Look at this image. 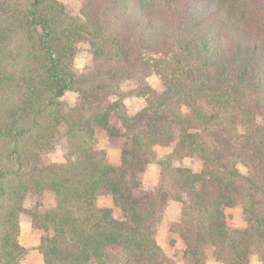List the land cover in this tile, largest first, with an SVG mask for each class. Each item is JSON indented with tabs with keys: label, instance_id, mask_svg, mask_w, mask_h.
Segmentation results:
<instances>
[{
	"label": "trees",
	"instance_id": "obj_1",
	"mask_svg": "<svg viewBox=\"0 0 264 264\" xmlns=\"http://www.w3.org/2000/svg\"><path fill=\"white\" fill-rule=\"evenodd\" d=\"M80 15L59 0H0V264H26L25 220L42 234L43 264H166L155 238L162 189L143 191L138 177L172 126L159 166L181 205L170 230L185 257L264 264V0H83ZM83 44L93 66L80 78ZM139 73L167 94L146 108L162 119L134 131L115 89ZM70 91L77 105L62 101ZM61 126L72 159L45 164ZM97 130L130 134L118 166L96 148ZM185 158L201 170L172 166ZM31 193L55 207L27 209ZM239 205L247 226L231 230L226 211Z\"/></svg>",
	"mask_w": 264,
	"mask_h": 264
},
{
	"label": "rangeland",
	"instance_id": "obj_2",
	"mask_svg": "<svg viewBox=\"0 0 264 264\" xmlns=\"http://www.w3.org/2000/svg\"><path fill=\"white\" fill-rule=\"evenodd\" d=\"M67 14L75 17L81 18L80 8L83 0H59ZM93 66V57L88 44L81 45L80 53L76 56L74 60V71L76 74L82 78ZM148 89V90H147ZM151 92H150V91ZM117 97L123 105L124 112L131 118H135L133 121L134 126L132 129L135 131L138 128L147 127L149 124H153L154 121L161 120L162 117L159 115H154L150 111H147V107L151 104H157L158 97H163L167 94L165 87L163 86L160 78L156 75H150L148 77L139 73L134 77L125 79L117 85L115 89ZM62 101L67 105H77L78 97L75 92H67ZM145 111V113H144ZM186 112L185 110H183ZM161 117V118H158ZM165 117H163V120ZM166 121H172L170 117ZM112 122L121 127L120 121L113 116ZM175 126L171 127L173 134L163 140L162 144L156 145L152 151L154 157L152 162L149 163L144 172L139 175V181L142 186V190L145 188L147 192L154 189H162V199L160 200L159 216L161 218L160 223L156 230V241L157 244L162 248L167 257L166 264H190L189 260L184 255V243L183 241L174 233L171 232L170 227L172 223L178 221L180 216L181 205L177 202H173L168 199L165 192V186L163 181H161V169L159 162L165 160L168 155L173 150L176 143V136L174 132ZM66 132V127L61 126L59 128V133L57 137L53 140L52 149L42 152L41 158L45 164H64L72 157L69 156L64 134ZM123 132L125 130L123 129ZM209 134L215 139V137L220 138V134L216 131H210ZM96 143L95 146L99 150H103L106 153L107 160L112 166H118L120 164L121 152L124 148L129 146L130 134L122 138H111L103 130H97L95 135ZM173 167H182L191 169L194 172L201 170L202 165L197 158H185L181 161H172ZM244 174H246V168L241 169ZM145 191V190H143ZM163 191V192H162ZM165 197V198H164ZM104 198V197H101ZM164 198V199H163ZM108 205L109 201L101 199L100 205ZM110 206V205H109ZM25 207L29 210H37L42 213L44 211L53 209L55 207V201L52 195L39 196L34 193L29 194ZM111 207V206H110ZM116 216H119L115 213ZM227 224L231 230L243 229L247 226L246 218L243 214L242 207L236 206L230 210L226 211ZM42 234L33 229L31 222L25 220L22 222L21 235L19 237V242L27 251L37 250V246L40 243V238ZM34 255V256H32ZM35 254H31L29 258V264H34ZM206 264H220L215 260L214 257L209 256L206 259ZM249 264H261L255 254L250 256Z\"/></svg>",
	"mask_w": 264,
	"mask_h": 264
},
{
	"label": "crops",
	"instance_id": "obj_3",
	"mask_svg": "<svg viewBox=\"0 0 264 264\" xmlns=\"http://www.w3.org/2000/svg\"><path fill=\"white\" fill-rule=\"evenodd\" d=\"M111 206V204H110V202H109V204L108 205H106V206ZM21 230H22V223H21ZM38 232V231H37ZM20 235H21V232H20ZM20 237V236H19ZM21 245H22V243L21 242H19ZM27 249V248H26ZM35 254V260H34V264H43V259H42V257H41V255H40V253L36 250V251H34V250H31V251H27V254H26V257H25V263L26 264H29V258L31 257V254ZM32 256H34V255H32Z\"/></svg>",
	"mask_w": 264,
	"mask_h": 264
}]
</instances>
